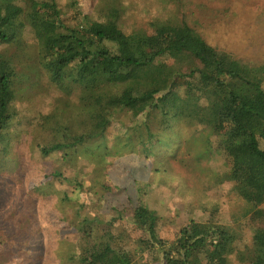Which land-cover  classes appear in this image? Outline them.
<instances>
[{
  "label": "trees",
  "instance_id": "1",
  "mask_svg": "<svg viewBox=\"0 0 264 264\" xmlns=\"http://www.w3.org/2000/svg\"><path fill=\"white\" fill-rule=\"evenodd\" d=\"M98 3L90 15L73 8L74 0H0V142L23 115L20 90L31 77L24 71L27 35L35 39L40 63L33 78L45 71L56 87L78 97V122L49 121L48 134L33 145L56 167L32 189L42 224L55 235L60 223L76 232L77 249L69 256L74 264H227L236 253L247 264H264V64L213 46L186 21L157 17L149 29L128 31L121 0ZM126 113L138 122L119 120L112 134L116 115ZM157 115L158 128L150 120ZM180 119L208 130L210 150L227 158L233 190L262 219L243 247L237 228L214 211L166 237L141 187L147 198H139L129 215L112 206L105 219L87 209L111 191L108 172L123 138H139L149 154L156 129ZM86 169L94 185L85 188ZM123 220L128 225L119 229ZM37 250L42 254L45 243Z\"/></svg>",
  "mask_w": 264,
  "mask_h": 264
},
{
  "label": "rangeland",
  "instance_id": "2",
  "mask_svg": "<svg viewBox=\"0 0 264 264\" xmlns=\"http://www.w3.org/2000/svg\"><path fill=\"white\" fill-rule=\"evenodd\" d=\"M74 2L73 8L83 14L95 15L99 6V0ZM121 9L128 31L139 27L149 29V22L157 17L186 21L213 46L231 52L245 63L264 64V0H121ZM24 46V71L31 77L20 90L25 95L18 103L23 115L4 130L0 142V264H74L69 256L77 249L76 232H68L69 228L60 223L57 234H53L35 211L32 189L48 181L47 173L56 167L54 158L48 161L40 158L33 145L43 132L47 133L49 121L62 118L78 122V97L56 87L45 71L33 78L40 71L37 70L40 67L37 44L27 35ZM29 65L34 68L30 69ZM115 118L109 130L116 135L119 120L128 126L138 122L129 113ZM159 118V115L150 117L156 128L155 121ZM156 131L157 141L149 154L144 153L139 138H123L119 160L108 172L111 191L104 194V202L87 209L105 219L112 206L129 215L139 198H147L137 191L141 187L149 191V205L160 214L161 233L166 237H174L180 226L191 218L205 219L214 211L222 223L237 228L241 234L240 247H243L253 234L252 228L260 225L262 219L233 190V181L226 177L227 158L210 150L208 130L196 129L188 120L180 119ZM85 172V188L92 187L94 183L87 169ZM148 180L153 184L146 187ZM55 183L59 184L57 180ZM65 211L67 216L69 213ZM119 224V229L128 225L125 220ZM42 231L45 233L39 237ZM39 241L45 243L42 254L36 251ZM235 255L229 257L227 264H247L239 259L238 253ZM145 264L159 263L145 261Z\"/></svg>",
  "mask_w": 264,
  "mask_h": 264
}]
</instances>
